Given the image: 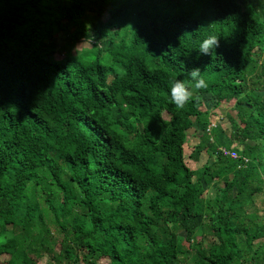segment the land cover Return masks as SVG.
Segmentation results:
<instances>
[{
  "label": "trees",
  "instance_id": "trees-1",
  "mask_svg": "<svg viewBox=\"0 0 264 264\" xmlns=\"http://www.w3.org/2000/svg\"><path fill=\"white\" fill-rule=\"evenodd\" d=\"M60 32L95 39L58 60ZM192 67L208 88L180 110ZM263 191L264 0H0V264H264Z\"/></svg>",
  "mask_w": 264,
  "mask_h": 264
},
{
  "label": "rangeland",
  "instance_id": "rangeland-1",
  "mask_svg": "<svg viewBox=\"0 0 264 264\" xmlns=\"http://www.w3.org/2000/svg\"><path fill=\"white\" fill-rule=\"evenodd\" d=\"M109 3L104 5V12L102 13V15L100 17L103 22H106L109 19V14H108ZM91 6H92V8L87 13L88 17H89V19L87 20V22H88L87 26L88 25L93 26L95 23V17L97 16L98 2L95 1ZM62 25L70 33L71 36H74L72 26H70L65 21L62 22ZM68 40H69V37H68L67 33H65V32L58 33L56 35V37L54 38V43L56 46V51H55L56 59L62 60L63 58H65L67 52L70 50L72 53H81L83 51L85 52L86 49H90L89 44L91 42H89V41L80 39L77 42L73 43V42H70ZM68 44L70 46H68ZM100 46H102V45H100ZM92 57H95V55L93 54ZM260 94H263V92H261ZM202 99H203L204 109L211 110V116H210L211 125H215V124L220 125L222 128L227 130L226 134L230 135L231 134V133H229L230 124L228 122L227 113L231 114V115H233L234 113L231 112L230 110H227V109H229L232 106V104H223L220 107L213 109L212 107L214 106L215 101L213 100L212 97L204 96ZM163 118L168 120L169 114L163 113ZM195 130H196V127L194 129H190L187 132L186 143L184 145L185 162H186V165L192 170H195V169L202 167L208 161V156L206 154V151H203L202 153H200L196 162L189 158V155L193 151V147L199 141L197 136H196L197 133ZM211 186H212L211 187L212 189H215V186L222 187V183L217 182L216 184H212ZM249 210L258 213L259 215H264V191L261 193H256L253 195ZM48 226L50 227V230L53 233V237H56L57 232L55 231L56 229H55L54 223L49 220ZM208 242H209V237L204 236L203 243L206 245V243H208ZM104 262L105 261H101L102 264ZM39 264H48V257H46V256L43 257L40 260Z\"/></svg>",
  "mask_w": 264,
  "mask_h": 264
},
{
  "label": "clouds",
  "instance_id": "clouds-1",
  "mask_svg": "<svg viewBox=\"0 0 264 264\" xmlns=\"http://www.w3.org/2000/svg\"><path fill=\"white\" fill-rule=\"evenodd\" d=\"M91 42L95 39V35L90 33L89 36L84 37L82 40ZM220 38L216 34H210L204 38L199 44V55L210 56L216 49L220 47ZM206 90L208 83L201 75L200 67H192L187 69L186 79H173L170 82L169 99L177 109H184L189 103L199 100V97L193 96L192 89Z\"/></svg>",
  "mask_w": 264,
  "mask_h": 264
}]
</instances>
